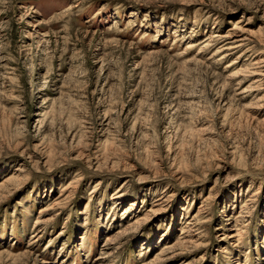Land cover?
Here are the masks:
<instances>
[{
    "label": "rangeland",
    "instance_id": "374dc122",
    "mask_svg": "<svg viewBox=\"0 0 264 264\" xmlns=\"http://www.w3.org/2000/svg\"><path fill=\"white\" fill-rule=\"evenodd\" d=\"M0 264H264V0H0Z\"/></svg>",
    "mask_w": 264,
    "mask_h": 264
}]
</instances>
